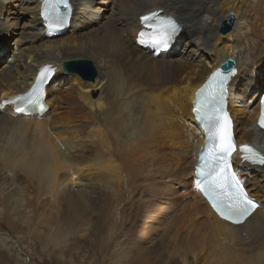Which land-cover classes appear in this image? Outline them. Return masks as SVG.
Here are the masks:
<instances>
[{
    "label": "bare ground",
    "instance_id": "6f19581e",
    "mask_svg": "<svg viewBox=\"0 0 264 264\" xmlns=\"http://www.w3.org/2000/svg\"><path fill=\"white\" fill-rule=\"evenodd\" d=\"M73 1L71 28L52 37L40 0L0 1V227L55 252L56 264H75L83 247L98 264H264V167L235 155L234 169L261 206L240 226L219 218L196 188L204 135L193 113L208 75L235 60V135L264 153V0ZM15 3L33 19L20 23L16 14L12 22ZM159 9L184 29L157 58L136 41L140 17ZM229 14L233 28L223 35ZM13 26L18 51L5 62L3 33ZM71 52L95 59L94 82L63 71L83 57ZM47 65L59 73L46 91L48 112L25 117L14 104L1 106ZM12 260L0 246L1 264Z\"/></svg>",
    "mask_w": 264,
    "mask_h": 264
},
{
    "label": "snow or ice",
    "instance_id": "6c2138e0",
    "mask_svg": "<svg viewBox=\"0 0 264 264\" xmlns=\"http://www.w3.org/2000/svg\"><path fill=\"white\" fill-rule=\"evenodd\" d=\"M45 5L51 8V19L57 24L62 23L66 18L65 13L60 11V6L62 5L68 11L71 8L69 0H45ZM45 19H49V16L45 15ZM141 22L152 31L154 41L162 46H166L172 35L178 31L175 21L170 18L161 19L156 13L141 17ZM216 76L219 77L221 74L217 73ZM223 79L219 82L221 88ZM19 100L22 101L23 106H18L17 112H25L28 106L43 108L39 98L34 94L20 97ZM196 111L200 114L201 110L198 108ZM221 117L224 118L223 124H221ZM202 119L210 125V144L204 156L201 157V164L197 170L200 177L197 182L198 187L224 220L240 224L260 205L248 198L241 181L237 179L234 172L229 171L228 158L237 151V145L229 132L226 113L222 108L205 111ZM260 126L264 127V110L261 112ZM239 150L244 154V160L264 165V154L248 145L240 146Z\"/></svg>",
    "mask_w": 264,
    "mask_h": 264
},
{
    "label": "rangeland",
    "instance_id": "374dc122",
    "mask_svg": "<svg viewBox=\"0 0 264 264\" xmlns=\"http://www.w3.org/2000/svg\"><path fill=\"white\" fill-rule=\"evenodd\" d=\"M109 8H112V4L109 5ZM16 14H17V17H20V23L21 22L25 23L29 19H33V12L21 9L20 7H18V3H15V7H11L10 19L12 22L14 21V17L16 16ZM107 15H109V13H107ZM10 30L12 31L11 34H10V31H6L5 33H3V37L5 35H7V37H8L7 39H5L7 42V49H8V54L5 57V62L8 61L9 59H11L15 55V53H14L15 51L16 52L18 51L15 49L16 45H14V44L12 45V43L14 40L20 38L19 28H15L13 26ZM179 49H180V47H179ZM180 51H182V49ZM71 53L73 54V52H71ZM76 55L83 56L80 59H87L88 58L89 60L93 61V63H95V59L91 56L88 57V55H84L83 53L73 54L72 56L77 57ZM94 65H96V64H94ZM92 174H93V177H96V178H92L93 181L94 180L96 181L97 179H99V178H97L98 175L95 176L96 173L94 171L92 172ZM77 182L78 181H75L73 186L78 185ZM81 185L84 186L83 184H81ZM132 185H133V183L128 186L131 191L134 188L133 187L134 185L133 186ZM33 190H34V192L37 191L36 189H33ZM104 192H105V190H104ZM125 204L126 203H124V205ZM134 206H135L134 201H133V203L131 201L128 202L127 207H125V209H128V213H127L126 218H129L130 212L132 209H134L133 208ZM23 236L24 235H17L15 233H13L11 230H9V228L7 229L3 225L0 227V246L3 248V250L8 251L10 253V256H12L14 258V260L10 261L9 264H56L55 252H49L50 250L44 251L40 243L33 241L34 239H32L31 237H29L27 235H25L24 237ZM77 251L79 252L78 254L80 255L81 258L83 255H85L87 258H89L90 262L94 259V264H98L97 260H98L99 256L91 248L88 249L86 247H83V248H81V250L78 249ZM80 257L79 256H77L76 258H75V256L73 257V260H75V264H84L83 263L84 261ZM202 258L204 259V257H202ZM0 264H1V261H0ZM86 264H89V263H86Z\"/></svg>",
    "mask_w": 264,
    "mask_h": 264
},
{
    "label": "water",
    "instance_id": "95a60500",
    "mask_svg": "<svg viewBox=\"0 0 264 264\" xmlns=\"http://www.w3.org/2000/svg\"><path fill=\"white\" fill-rule=\"evenodd\" d=\"M234 15L230 14L228 19L223 23L220 32L223 35H227L232 31ZM235 65L233 60H228L224 65L223 69L229 70ZM64 72L66 74H74L79 76L83 81L94 82L99 74L94 63L89 59H75L69 60L64 63Z\"/></svg>",
    "mask_w": 264,
    "mask_h": 264
}]
</instances>
